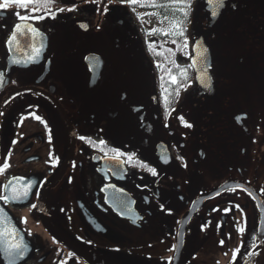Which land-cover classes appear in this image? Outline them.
I'll list each match as a JSON object with an SVG mask.
<instances>
[{
    "label": "flooded vegetation",
    "instance_id": "obj_1",
    "mask_svg": "<svg viewBox=\"0 0 264 264\" xmlns=\"http://www.w3.org/2000/svg\"><path fill=\"white\" fill-rule=\"evenodd\" d=\"M224 3L0 10V264H264V0Z\"/></svg>",
    "mask_w": 264,
    "mask_h": 264
},
{
    "label": "snow or ice",
    "instance_id": "obj_2",
    "mask_svg": "<svg viewBox=\"0 0 264 264\" xmlns=\"http://www.w3.org/2000/svg\"><path fill=\"white\" fill-rule=\"evenodd\" d=\"M53 2H54V0H3V2L0 3V10L7 9L9 7L10 3H16L17 5H19L21 7H25V8H27V6L30 5V4H34V5H36V7L33 8V13H35L39 8H44L46 10H49L50 9V5ZM86 2H87V0H86ZM92 2L99 3L100 0H92ZM110 2H111V0H110ZM137 2H138V0H120V3L136 4ZM175 2H178V3L183 5L179 10L183 13L184 17L187 18L188 11L186 9L190 8V6H191L190 5V0H175ZM207 2L213 8V11L211 13L213 18H216L217 15H218L217 9L218 8L222 9L225 6L224 0H207ZM72 10L73 9H69V11H72ZM104 10L107 11V6H105ZM60 11H64V10L60 9ZM14 15H16L19 20H28V19L40 20V19L44 18L43 16H37V15H21L19 11L15 12ZM149 15H151V14H149ZM165 18H167V17H165ZM173 26L176 27V25H173ZM19 31H21V25L17 23V24L14 25V27H13V29H12V31H11L8 39H7V43H8V45L10 47L13 44V42H16L17 46H19V40H18V37H17V33ZM154 31H156V30H154ZM160 31H163V30H160ZM28 32L33 34V39H34L35 35H39L38 29L32 27L31 25L28 26ZM164 34L168 35L167 32H165ZM180 34L183 35V30L180 31ZM31 47H32V51L38 56L39 53H40L41 48L36 47L35 44H33ZM33 59H34V57H33ZM95 59L98 60L99 58L96 57ZM171 79H172L173 83H176V77L173 76ZM2 114L3 113H0V115H2ZM35 119L38 120V121H41L43 123V121L41 120V117L35 116ZM181 119L183 120V117H181ZM185 126L189 127V128L192 127V125L189 124V123H185ZM80 138L84 139V137H80ZM13 143H16V141H13ZM10 155H11V153H9V156ZM118 155H123V154L122 153H118ZM56 162H58V158H57ZM53 166H55V165H53ZM9 167H10V165L8 164L7 161H5L2 164H0V174H3L5 172V170L7 168H9ZM153 174H155L154 170H153ZM15 179L18 180L20 178L16 177ZM12 183H13V181L10 179L7 184L3 185V187L7 189L10 185H12ZM31 187H32L31 184L27 185L24 188L23 197L16 195V196H13V200L14 201H18V200H20V199H22L24 197H27ZM237 187H239V185ZM13 191H15V189H13ZM229 191H235V189H229ZM37 195H38V193H37ZM249 195H252V193H249ZM0 199L8 201L9 197L0 195ZM237 207H239V206H237ZM29 208L30 209H35V208H37V205L36 204H31L29 206ZM224 211L227 213L228 211H230V209H225ZM241 214H243V213H241ZM3 215H6V214L4 213L3 209H0V217H2ZM22 222L27 223V218H23ZM217 227H219V225ZM6 232H7L6 229H0V240L3 239V237H4ZM15 232H16V229L13 228L11 230V232L7 233V234L9 236H14ZM238 232L240 234H244L245 229L243 227H241V228L238 229ZM229 238H231V237H229ZM220 244L223 245L224 241L221 240ZM5 251L11 257L14 254L15 255H21L22 252H23V248H22V246L20 244H16V243H14L13 241L10 240V241L7 242V247L5 248ZM238 253H239V248L233 250V262H232V264H234L235 257L237 256ZM249 255L250 256H252V255L258 256L259 253L258 252H252V253H249Z\"/></svg>",
    "mask_w": 264,
    "mask_h": 264
}]
</instances>
